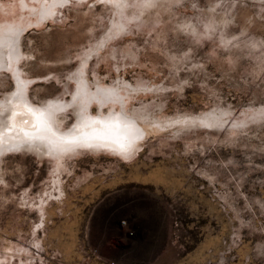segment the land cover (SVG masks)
<instances>
[{
    "label": "rangeland",
    "instance_id": "obj_1",
    "mask_svg": "<svg viewBox=\"0 0 264 264\" xmlns=\"http://www.w3.org/2000/svg\"><path fill=\"white\" fill-rule=\"evenodd\" d=\"M0 45V110L150 130L2 151L0 264H264V0H0Z\"/></svg>",
    "mask_w": 264,
    "mask_h": 264
},
{
    "label": "bare ground",
    "instance_id": "obj_2",
    "mask_svg": "<svg viewBox=\"0 0 264 264\" xmlns=\"http://www.w3.org/2000/svg\"><path fill=\"white\" fill-rule=\"evenodd\" d=\"M1 46L0 67H5L9 59H7L8 50L5 52ZM11 56L15 55L11 53ZM21 90L14 96V100H18L17 103L13 101L7 105L2 104L3 109L0 110V154L7 149L40 148L53 157L61 158L62 155L72 152L79 146H86L107 148L128 157L134 152L139 141L142 142V139L150 133V130L130 118L113 117L102 121L85 116L80 117L76 132L63 133L59 126L58 128L55 126L58 120L55 112L61 105L51 111L43 109L37 112L36 108L27 104L25 92ZM104 97L107 98L108 95L104 94Z\"/></svg>",
    "mask_w": 264,
    "mask_h": 264
}]
</instances>
